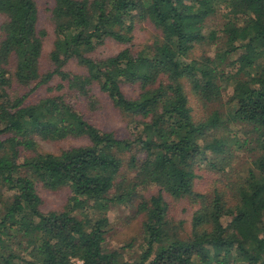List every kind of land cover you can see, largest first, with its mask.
Instances as JSON below:
<instances>
[{
	"label": "trees",
	"instance_id": "trees-1",
	"mask_svg": "<svg viewBox=\"0 0 264 264\" xmlns=\"http://www.w3.org/2000/svg\"><path fill=\"white\" fill-rule=\"evenodd\" d=\"M47 12L55 39L44 73L37 1L0 0V264H264V0H52ZM138 21L155 37L136 49ZM107 39L126 47L92 56ZM42 86L53 94L33 100ZM95 86L129 119L124 136L67 98ZM39 137L87 143L53 153ZM204 170L217 175L207 192L195 188ZM38 181L71 191L63 210L42 209ZM150 187L158 192L141 194ZM165 194L196 205L190 232ZM117 204L143 218L133 259L106 246Z\"/></svg>",
	"mask_w": 264,
	"mask_h": 264
},
{
	"label": "rangeland",
	"instance_id": "rangeland-1",
	"mask_svg": "<svg viewBox=\"0 0 264 264\" xmlns=\"http://www.w3.org/2000/svg\"><path fill=\"white\" fill-rule=\"evenodd\" d=\"M40 9V26L47 30L48 34L44 40V51L41 59V66L44 73L52 69L49 54L53 48L55 34L49 21L48 8L52 4V0H36ZM220 20V15L213 16L209 20V26L214 28ZM5 21V17L0 13V24ZM155 37L154 27L146 21H138L134 29V40L133 46L136 49L143 48L146 44H150ZM130 45V44H128ZM126 47L125 44H121L113 39H107L104 44L99 46L93 53L94 57H107L118 53ZM205 50L213 53L210 47H205ZM197 52H201L197 50ZM66 68L74 72H83V68L79 66L75 61H71ZM60 78L57 76L50 84L56 85ZM14 88L19 90L18 93L23 94L29 91V87H20L18 84H14ZM137 86L126 84L124 90L128 95H132L137 91ZM53 94V93H50ZM47 90V86H42L34 94L32 99L37 100L40 97L50 95ZM227 98V94L225 95ZM71 102L77 104L82 112L85 113L86 117L90 118L93 122L107 130H113L117 135L124 136L129 130L128 123L129 119L116 109L106 95L102 92L98 86H95L93 91L89 95H84L79 92H72L67 97ZM225 98V100H226ZM190 103L194 108V113L197 118L206 115L207 108L205 105L196 99V97L190 93ZM87 143L85 138H67L62 140H48L38 138L39 150L49 151L53 153H59L62 149L77 146ZM243 152V151H242ZM238 153V152H237ZM240 153V152H239ZM241 161L238 162L237 169L245 162L246 156L241 153ZM247 165H243V170ZM248 167V166H247ZM208 172L204 170L203 173ZM213 173V172H212ZM206 173L204 177H200L196 180L195 188L197 191L207 192L212 187L214 179L217 175H208ZM38 191L43 199L42 209L46 212L56 210L61 211L69 203L71 191L67 187H61L57 190H50L42 185L39 181L37 182ZM141 194H145L149 197L152 194L158 192L156 187H150L142 189ZM165 198L169 203V215L174 219V222H184L185 232L191 231V218L196 208V205L189 199H175L165 194ZM137 199L134 203L137 204ZM101 211L98 209H90L89 216H99ZM110 224L109 231L107 233L106 246L110 249L125 248L124 253L127 258H136L142 250L143 238H142V216L136 215L135 206L127 204L112 205L106 212ZM80 217H83L80 214ZM131 244V246H127ZM71 264H78L77 261Z\"/></svg>",
	"mask_w": 264,
	"mask_h": 264
},
{
	"label": "built area",
	"instance_id": "built-area-1",
	"mask_svg": "<svg viewBox=\"0 0 264 264\" xmlns=\"http://www.w3.org/2000/svg\"><path fill=\"white\" fill-rule=\"evenodd\" d=\"M75 261H77V262H78V264H80V263H81V261H80V260H76V259H73V260H72V263H74Z\"/></svg>",
	"mask_w": 264,
	"mask_h": 264
}]
</instances>
